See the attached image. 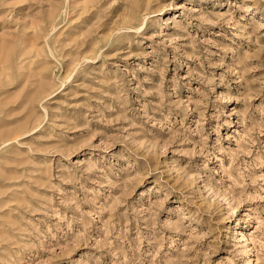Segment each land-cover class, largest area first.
<instances>
[{
	"label": "rangeland",
	"instance_id": "obj_1",
	"mask_svg": "<svg viewBox=\"0 0 264 264\" xmlns=\"http://www.w3.org/2000/svg\"><path fill=\"white\" fill-rule=\"evenodd\" d=\"M0 264H264V0H0Z\"/></svg>",
	"mask_w": 264,
	"mask_h": 264
}]
</instances>
